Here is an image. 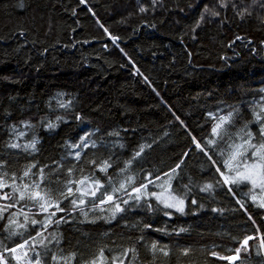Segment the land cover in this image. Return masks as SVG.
<instances>
[{"label": "trees", "instance_id": "16d2710c", "mask_svg": "<svg viewBox=\"0 0 264 264\" xmlns=\"http://www.w3.org/2000/svg\"><path fill=\"white\" fill-rule=\"evenodd\" d=\"M258 146L264 0H0V264H264Z\"/></svg>", "mask_w": 264, "mask_h": 264}, {"label": "rangeland", "instance_id": "374dc122", "mask_svg": "<svg viewBox=\"0 0 264 264\" xmlns=\"http://www.w3.org/2000/svg\"><path fill=\"white\" fill-rule=\"evenodd\" d=\"M262 150L263 148L261 146L255 147V150L252 153L254 162H251L249 160L250 156H247V160L245 162L246 165L244 164L245 166L243 167L242 171L229 178L233 182L249 184L252 188V191L255 194L261 196V198L264 200V154L262 155V160L258 159L261 156ZM151 196H153L158 202H160L163 206H165L167 209H170L171 211L180 213L185 209V202L172 193L171 186L169 184L157 187V191L154 192ZM259 239H262L261 235H259ZM251 240L252 239H248L244 242V249H247L249 247V243L251 242ZM240 255L241 254L239 252L237 255L231 256L227 260L233 264L239 259ZM11 256L17 264H33L29 258L28 244L21 245L15 248L12 251ZM2 264H5V262L2 261Z\"/></svg>", "mask_w": 264, "mask_h": 264}, {"label": "bare ground", "instance_id": "6f19581e", "mask_svg": "<svg viewBox=\"0 0 264 264\" xmlns=\"http://www.w3.org/2000/svg\"><path fill=\"white\" fill-rule=\"evenodd\" d=\"M239 19H240V18H239ZM250 103H251V102H250ZM177 122H178V121H177ZM205 127H206V126H205ZM202 133H203V132H202ZM112 155H113V154H112ZM148 186H149V185H148ZM246 218H247V217H246ZM86 228H87V227H86ZM241 253H242V252H241ZM241 253H240V254H241Z\"/></svg>", "mask_w": 264, "mask_h": 264}, {"label": "built area", "instance_id": "2783aa9c", "mask_svg": "<svg viewBox=\"0 0 264 264\" xmlns=\"http://www.w3.org/2000/svg\"><path fill=\"white\" fill-rule=\"evenodd\" d=\"M110 202V199H108V203Z\"/></svg>", "mask_w": 264, "mask_h": 264}]
</instances>
